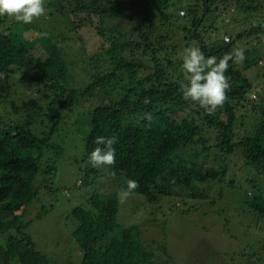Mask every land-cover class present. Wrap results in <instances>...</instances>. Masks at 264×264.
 <instances>
[{"label":"trees","instance_id":"16d2710c","mask_svg":"<svg viewBox=\"0 0 264 264\" xmlns=\"http://www.w3.org/2000/svg\"><path fill=\"white\" fill-rule=\"evenodd\" d=\"M173 1L46 0L47 14L32 24L0 16V264H56L37 248L30 228L69 199L70 189L63 199L58 197L64 156L85 164L86 176L109 179L116 189L99 193L84 179L81 188L88 194L79 196L81 204L67 207L64 219L79 264H155L137 227L117 222L124 177L139 183L132 196L155 206L181 196L188 199L182 210L189 211L202 201L212 205V196L199 187L223 185L232 157L239 168L264 176V104L250 98L252 81L244 73L259 57L246 58L243 67L230 62L225 73L231 81L228 101L214 114L183 99L180 86L186 81L182 58L177 59L188 41H195L205 56L219 59L244 38L261 34L264 19L248 31L224 32L231 35L225 43L219 25H227L219 24L216 14L232 6L236 16H247L264 10V0ZM176 4L190 27L157 36L178 21ZM41 31L49 33L47 39L38 36ZM212 32L218 40L208 46L202 37ZM73 52L80 58L70 62ZM78 78H85L80 87ZM23 82L34 93H16ZM145 113H152L151 123ZM66 128L81 133L77 155L67 154L59 132ZM98 136L117 138L111 168L89 162L92 150L103 147L95 144ZM213 148L221 155L208 166V152H217ZM185 152H192L191 160L184 158ZM48 157L50 166L43 161ZM247 183L253 195L245 194L244 204L254 217L264 218V189L255 180ZM227 185L235 189L233 182ZM174 206L181 210L173 204L170 212ZM146 207L155 217L159 209Z\"/></svg>","mask_w":264,"mask_h":264},{"label":"rangeland","instance_id":"374dc122","mask_svg":"<svg viewBox=\"0 0 264 264\" xmlns=\"http://www.w3.org/2000/svg\"><path fill=\"white\" fill-rule=\"evenodd\" d=\"M177 1L174 0L173 2ZM229 8V11L222 9V12L216 14L217 22L227 25L226 28L219 25L220 29H223L219 35L223 40L225 37L230 40L231 35L237 33L236 28L240 27L241 30L248 31L255 25H261V21L264 19V10L238 17L233 7ZM176 9L184 11L177 4L175 6ZM180 11L178 21L174 22L175 25L170 24L160 29L161 33H158L157 36H165L164 34L168 30L175 29L174 32H180L183 26L186 28L190 27V24L182 18L186 12L184 11L185 14L181 15ZM151 21L154 25L159 26L157 17H153ZM224 32H228L231 35L223 34ZM215 34L212 32L204 35L202 40L208 46L215 45L218 40L215 38ZM257 42H262V44L257 45ZM184 44L181 45L182 48L177 59L182 58L184 49L193 46L199 47L195 41H188ZM237 46L244 49L246 58L259 57L260 59L259 61L257 60L255 67L253 66L244 73L252 81L253 91L250 94V98L264 104V30L258 36L244 38L237 43ZM75 48L74 50H76ZM247 50H249V53H246ZM73 54L74 52L72 56H69L68 60L70 62L80 58L79 54L78 56ZM243 63L236 64L243 67ZM83 79L85 78H78V87L81 86ZM31 89L25 82L18 86L16 85L15 88L16 93L20 95L34 93ZM76 111H78V107L73 110L72 117L76 114ZM70 121H72V118ZM82 122L86 124L84 119ZM59 132L62 141L66 143L67 154L77 155L81 149V133L73 131L72 128L62 129ZM85 132L82 136L83 138ZM213 151L217 150L213 148ZM210 154L211 152H208V166L214 165V162L216 163L215 160L220 157L221 152L217 151ZM191 155L192 152H185L183 156L186 160H189ZM202 158L203 155H200L199 159L201 160ZM72 160L68 156L62 158L61 163L65 165L59 167L57 177L60 184L59 199H63L65 190L70 189L66 191V196L69 199H63L53 211H50L42 220L35 221L30 228V233L37 248L51 262H56V264H79V254L77 256L74 252L75 243L72 237L69 236L70 227L67 225L68 223L64 216L68 210L67 207L81 204V197L79 196L84 194L85 191L81 188L83 187V180H91L94 190L99 193L110 194L116 191L109 179H102L94 175L86 176L84 174L86 165L74 164ZM43 161L48 163L46 166H50V157L47 160L43 159ZM248 179L257 181L264 189V176H257L253 171L249 172L247 168H239V164L232 157L228 162V171L224 177L223 185L213 183L210 187H199L205 194L212 196V205L202 201L193 210L188 211V208L183 207L184 212L181 207L184 201H188V199H184L181 196L165 201L162 199L155 206V204L146 203L142 197L134 195L120 206L117 222L126 226L133 225L137 227L142 247L155 256V264H263L264 218L258 214V216L254 217L253 213L255 212L244 204L247 201L244 197L245 194L248 197L253 195L251 185L247 183ZM229 182H233L235 189L232 190L228 187L227 184ZM221 186H223L222 197H218V191ZM40 192L44 193L45 190L41 189ZM139 203H143L144 207H140ZM173 204L178 205L181 210L174 206V212H170L169 208ZM146 206H148L150 211H153L155 207L159 209L155 217L149 215L150 212L146 213ZM163 221L166 222L164 226L162 224ZM254 253L257 254H255L256 258L252 259L251 255Z\"/></svg>","mask_w":264,"mask_h":264},{"label":"clouds","instance_id":"9594fccd","mask_svg":"<svg viewBox=\"0 0 264 264\" xmlns=\"http://www.w3.org/2000/svg\"><path fill=\"white\" fill-rule=\"evenodd\" d=\"M47 14L46 0H0V16H9L17 22L32 24L40 17ZM41 39H47L49 33H38ZM230 41L226 38L225 43ZM246 59L244 49L234 48L226 52L221 58L205 56L199 47L184 49L182 56V72L185 83L180 86L183 99L203 107L208 114H214L223 108L228 101L227 93L231 88L230 77L225 73L230 67V62L243 63ZM144 119L151 123L152 113H145ZM117 138H95L96 145L89 155V162L95 168H111L116 162V149L114 145ZM115 175L114 173H112ZM122 187L118 192V202L123 205L139 188L135 179L124 177Z\"/></svg>","mask_w":264,"mask_h":264},{"label":"built area","instance_id":"2783aa9c","mask_svg":"<svg viewBox=\"0 0 264 264\" xmlns=\"http://www.w3.org/2000/svg\"><path fill=\"white\" fill-rule=\"evenodd\" d=\"M180 14L181 15H184V11H180ZM227 37L224 38V40L226 39ZM228 39V38H227ZM254 97V96H253Z\"/></svg>","mask_w":264,"mask_h":264}]
</instances>
